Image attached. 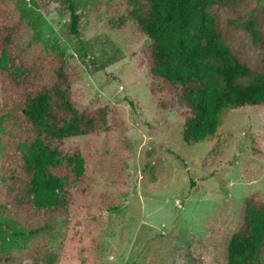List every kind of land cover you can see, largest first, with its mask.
<instances>
[{
  "label": "rangeland",
  "instance_id": "obj_1",
  "mask_svg": "<svg viewBox=\"0 0 264 264\" xmlns=\"http://www.w3.org/2000/svg\"><path fill=\"white\" fill-rule=\"evenodd\" d=\"M4 1L21 32L0 66L23 77L62 55L75 110L100 104L112 112L108 131L63 143L73 179L58 191L60 203L44 209L27 199L25 183L46 180L48 171L22 158L39 149L12 135L17 155L8 162L0 124V264H228L246 213L256 220L263 258L264 107L228 109L213 135L185 140L180 89L159 79L152 41L133 19L140 0H73L79 38L60 0ZM210 16L264 81V0H213ZM199 23L198 13L190 36ZM166 44L176 51L172 34ZM172 62L181 71L176 55ZM206 80L219 91L217 75L207 70ZM156 86L163 89L155 94ZM3 105L0 90V111ZM45 221L53 228L34 232Z\"/></svg>",
  "mask_w": 264,
  "mask_h": 264
},
{
  "label": "trees",
  "instance_id": "obj_2",
  "mask_svg": "<svg viewBox=\"0 0 264 264\" xmlns=\"http://www.w3.org/2000/svg\"><path fill=\"white\" fill-rule=\"evenodd\" d=\"M69 16V31L79 38L80 16L73 0H60ZM133 14L139 30L152 41L150 60L164 84H175L180 89L186 108L183 137L200 142L213 135L222 125L221 118L228 109L264 107V81L254 77V70L241 59L238 52L225 40L213 24L210 9L213 0H140ZM200 14V23L190 36L194 17ZM20 20L10 5L0 0V61L6 50L20 38ZM252 18L244 26L252 33ZM173 35L176 51L166 44ZM83 43L76 51L81 52ZM176 55L181 71L176 72L172 62ZM217 75L221 88L212 93L207 85L206 71ZM73 78L65 59L57 57L49 66H31V73L21 77L12 68L0 66V90L4 105L0 124L7 132L5 155L15 163L16 144L10 136L25 139L39 149L32 159L22 157L36 168L48 171L46 180L31 179L25 183L27 199L37 209L50 208L60 203L58 191L73 179V156L62 148L72 138L96 135L109 130L112 112L108 105L75 110L72 95ZM162 86L153 88L162 91ZM200 135V136H198ZM11 150V151H10ZM12 150L15 153H12ZM12 161V162H11ZM8 171H5V174ZM23 213L28 204H20ZM45 221L34 232L51 230ZM259 228L253 216H243L240 230L233 234L228 248V264H264L257 257Z\"/></svg>",
  "mask_w": 264,
  "mask_h": 264
}]
</instances>
